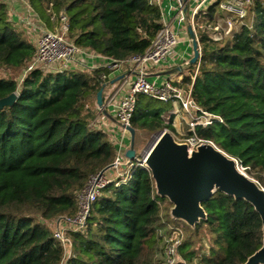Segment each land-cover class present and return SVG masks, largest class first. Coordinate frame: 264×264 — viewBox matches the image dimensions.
<instances>
[{
  "label": "trees",
  "instance_id": "obj_1",
  "mask_svg": "<svg viewBox=\"0 0 264 264\" xmlns=\"http://www.w3.org/2000/svg\"><path fill=\"white\" fill-rule=\"evenodd\" d=\"M221 1L197 18L199 59L174 86L190 90L198 112L215 117L194 128L196 138L236 160L264 189V0L248 6L242 20L251 17L250 24L213 40L216 14L224 15ZM11 2L0 0V74L24 68L35 54L9 15ZM25 2L50 31L58 30L64 14L75 46L111 60L143 55L162 28L161 12L150 0ZM102 75L109 71L34 69L20 83L0 75V99L17 97L0 108V264H156L163 222L175 220L169 208L161 211L164 198L142 167L132 170L127 183L100 192L83 228L67 233L69 257L46 225L74 217L87 180L114 159V145L90 124L88 112ZM170 109V102L139 95L130 127L175 134L172 119L162 117ZM201 207L205 217L193 226L179 220L185 239L178 264H244L260 249L261 220L248 202L216 191Z\"/></svg>",
  "mask_w": 264,
  "mask_h": 264
},
{
  "label": "built area",
  "instance_id": "obj_2",
  "mask_svg": "<svg viewBox=\"0 0 264 264\" xmlns=\"http://www.w3.org/2000/svg\"><path fill=\"white\" fill-rule=\"evenodd\" d=\"M10 1H19L27 5L25 0ZM165 1L167 0H150L161 12L162 28L151 41L149 48L143 55L133 56L124 60L109 59L106 64L98 67L107 69L109 75L117 70L125 69L129 73V76H131V79H125V84H127L128 88L125 93L119 97V90L110 88L108 84L109 75L101 76L103 92L106 93V99L105 102L103 101V108L97 107V110L99 114H101V112L109 107L119 126L120 132L119 138L109 136L110 142L115 147L114 159L107 168L98 171L87 180L84 189L78 195V210L74 217L60 216L46 223L53 238L59 242L63 248L66 258L70 256V244L67 239V233L83 228L90 206L100 195V192L109 185L119 186L127 183L130 180L132 170L136 167H142L149 171L146 166L147 150L143 151V154H140L139 157L135 154L133 160H129L125 156L129 148L127 147L126 139L129 140L130 138L127 128L130 127V121L139 95H144L161 102H170L174 106H177V110L174 109V111H171L169 117L178 112L183 114L188 125V131L193 134V136L185 139L190 145L194 144L195 147L198 148V146L203 143H210L198 140L194 135V128L196 126L205 127L210 125L215 117L207 113L198 112V108L191 100L190 90L184 91L174 86V82L171 80H164L160 84H157L148 79V74L150 68L163 66V64H168L169 62L172 63L176 56L175 48L179 43V31L175 28L173 23L180 25V28L185 26L184 24L188 25L196 36V29L202 27L196 23L197 18H199V13L203 12L202 10L200 11V9H202L201 7L203 6L205 11L208 7L207 4L210 5L217 0H199L198 4L196 6L194 5L191 9L189 4L196 0H171L172 3L169 5V10L175 13L171 22L165 19L163 10V3ZM251 2L252 0H222L219 2V9L223 11L226 17L225 23L231 24L230 17H236L242 20L246 16L247 8L251 5ZM27 7L28 11L32 14H30V19L36 23V25H33L32 22L24 24V26L29 27L28 30L31 31V29H33L35 30V34H37L35 54L26 66L21 69L23 74L20 76L19 81H17L18 83L34 69H40L45 73L63 71L62 67L68 64L84 66L86 65V58L101 57L91 51L75 46L74 43L68 39V19L64 14H60V25L58 30L50 31L35 20V16L31 9L28 5ZM218 26L219 25H216L211 29V38L213 40L222 38L221 34L218 32ZM184 63L185 65L189 64L188 61ZM102 130L104 131V129ZM193 149L194 148L188 150L191 152ZM240 169L243 171L241 167ZM160 208L162 211V205H160ZM173 219L174 218L171 216V220ZM160 235L159 264H178L182 262L178 254V247L185 239L184 229L174 224V222H163ZM183 264L187 263L183 262ZM192 264H195V262Z\"/></svg>",
  "mask_w": 264,
  "mask_h": 264
},
{
  "label": "water",
  "instance_id": "obj_3",
  "mask_svg": "<svg viewBox=\"0 0 264 264\" xmlns=\"http://www.w3.org/2000/svg\"><path fill=\"white\" fill-rule=\"evenodd\" d=\"M193 56L190 64L199 59V48L190 27ZM103 87L96 94V106L103 108ZM16 95L0 99V108L10 106ZM130 134L126 158L133 160L135 131L127 128ZM146 166L160 197L172 205L171 216L193 226L205 217L201 203L219 191L248 202L258 213L262 225V246L244 264H264V189L244 171L233 158L226 155L211 143H203L196 151L189 152L185 144H178L164 131H158L153 145L146 152Z\"/></svg>",
  "mask_w": 264,
  "mask_h": 264
},
{
  "label": "rangeland",
  "instance_id": "obj_4",
  "mask_svg": "<svg viewBox=\"0 0 264 264\" xmlns=\"http://www.w3.org/2000/svg\"><path fill=\"white\" fill-rule=\"evenodd\" d=\"M198 1L199 0L194 1L195 6L198 4ZM193 7H194V5L191 8H193ZM201 8L202 9H200V11L202 10L203 12L199 13L200 21H201V16L203 15V13L206 12V10L204 11L205 8L203 6ZM8 12H9L10 17H12V20L15 21L16 26H18L20 29H22L24 31V33L23 32L22 33L24 34L25 38L30 40L32 42V44L35 46V44H36V36H37V34H35V30L31 29V31H30V30H28L29 27L24 26V24L27 23V22H32L33 25H36V23H34L35 21H32L30 19L31 12L28 11L27 5L22 3V2H19V1L14 3V1H13V2H11L9 4ZM216 16H217V18L219 17V19H217L218 21L216 20V25H219L218 26L219 27L218 32L221 34L222 37H229L234 32L239 31V28H240L241 24L244 23V21L247 24H250L251 21H252L251 17L245 18L244 21L243 20H239L236 17H230L231 24H226L225 23V21H226L225 18L226 17L224 15L219 16V14H216ZM184 25H185V27H184V29H185L187 25L186 24H184ZM183 31H185V30H183ZM187 33H188V31L185 32V34L187 35L186 37L188 38L189 35ZM188 44H189V47L192 45L191 44V40L188 41ZM71 65H73V64H68L65 67H62V70L63 71H68V70L69 71L70 70L77 71V69H79V68H75L76 66H71ZM22 74H23V71L21 69H19V70L3 69L0 75H1V77L6 78V79H13V80L19 81V78H20V76H22ZM88 107H89L88 108V112H91L93 114V115L91 114V116H93V117L90 118V124L95 129L102 130L103 128L101 127L100 123L98 122L101 117L99 115V111L97 110V107H96V104H95V99H92L89 102ZM168 112H169L168 110H165L164 114H168ZM179 114L181 115V117H179V119L177 120L178 121L177 122V127H178L177 128V132L175 134L170 133L167 130H164V132L169 133L178 144H185L187 147H189L188 149L194 148L192 151H196L195 149H197V148L195 147V145L194 144L190 145V143H188L187 140H185L188 137L187 136L188 135V125L186 123V120L183 117V114L182 113H179ZM171 116L169 117V115H167V116H165V118H163L166 123L169 122V119H172V121H173V119H175L174 116H172V117ZM168 117H169V119H168ZM156 134H157V132L148 133V132H143V131H135L134 150L136 152V156L139 157L140 154H143V151L148 150L153 145V142L156 139ZM129 143H130V138L128 140L127 147H129ZM250 178H252V177H250ZM253 180H255V179H253ZM169 204H170L169 201L166 198H164L162 200V203H161L163 210H164L165 207H167V210L169 208L170 211H171L172 205H169ZM167 212H169V211H167ZM169 215H170V218H171L170 212H169ZM174 224H177L179 226H184L181 221L176 220V219L174 221ZM201 244L207 246V241L203 240L201 242ZM155 260H156V264H159V262H160L159 253L156 254Z\"/></svg>",
  "mask_w": 264,
  "mask_h": 264
},
{
  "label": "crops",
  "instance_id": "obj_5",
  "mask_svg": "<svg viewBox=\"0 0 264 264\" xmlns=\"http://www.w3.org/2000/svg\"><path fill=\"white\" fill-rule=\"evenodd\" d=\"M194 2V1H192ZM170 3H172L171 0H167L163 3V10H164V14H165V19L166 21L171 22L175 13L171 10H169V5ZM195 5L194 3H190L189 6H193ZM209 5V4H207ZM191 9V7H190ZM189 11V10H188ZM219 19V18H217ZM218 21V20H217ZM175 25V28L178 29L179 31V43L175 48V52H176V56L173 59L172 63L169 62L168 64H163V66H159V67H152L149 70V74H148V79L150 81L156 82L157 84H160L161 82H163L164 80H171L172 82H179L183 75L186 74V72L188 71L187 69V65H185L184 62L188 61V63L190 64V60L193 56V51H192V45L189 47L188 41L191 40L190 37H186L187 35L185 34L186 31H188V25L186 26V28L184 29L185 26H183L182 28H180V25H177L176 23H173ZM185 30V31H183ZM188 34V33H187ZM189 35V34H188ZM109 58H105V57H88L85 60V64L84 66L81 65H71V66H76L75 68H79L77 69V71H90V69L92 68H98L103 66L104 64H106L108 62ZM125 79H131V76H129V73L125 70H117L115 72L110 73L109 75V81L108 84L110 86V88L115 89V90H119V97L122 96L125 91L127 90L128 86L126 83ZM129 82V80H128ZM105 92L102 93V99L105 102ZM103 102V103H104ZM96 104V102H95ZM97 107V106H96ZM177 106H174L171 103V109L168 110V114H164L162 117L165 118V116L170 115L171 111H174V109L177 110ZM180 112L176 113V114H172V116L175 117V119H173V126L175 127V130L177 132V120L179 119V117H181V115L179 114ZM100 115V120L98 121L101 125V127L104 129L105 133L108 135V139L109 136H114L115 138H119V126L116 122V120L114 119L111 110L109 109V107H107L106 110H104L103 112H101ZM180 115V116H179ZM171 116V117H172ZM126 143H128V139H126Z\"/></svg>",
  "mask_w": 264,
  "mask_h": 264
}]
</instances>
